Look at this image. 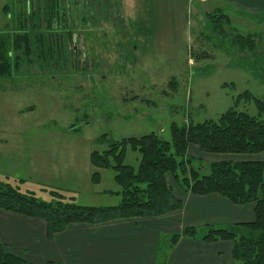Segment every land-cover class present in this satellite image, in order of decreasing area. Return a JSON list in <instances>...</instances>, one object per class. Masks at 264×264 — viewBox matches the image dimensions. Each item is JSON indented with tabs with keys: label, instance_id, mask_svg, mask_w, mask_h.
<instances>
[{
	"label": "rangeland",
	"instance_id": "1",
	"mask_svg": "<svg viewBox=\"0 0 264 264\" xmlns=\"http://www.w3.org/2000/svg\"><path fill=\"white\" fill-rule=\"evenodd\" d=\"M44 1L0 0V36L13 37L23 23L31 39L29 54L11 51V72L0 76V182L40 202L55 191L79 206H117L113 170L91 182L93 152L152 133L170 142L172 124L216 122L229 110L257 116L253 100L264 103V13L222 0H148L137 8L133 0H57L47 28ZM215 10L228 19L226 36L208 22ZM232 33L253 36L255 50L240 52ZM189 157L200 176L214 162L264 163V154L199 158L192 149ZM139 161L126 151L125 165L137 169ZM172 236L161 239V253Z\"/></svg>",
	"mask_w": 264,
	"mask_h": 264
},
{
	"label": "trees",
	"instance_id": "2",
	"mask_svg": "<svg viewBox=\"0 0 264 264\" xmlns=\"http://www.w3.org/2000/svg\"><path fill=\"white\" fill-rule=\"evenodd\" d=\"M57 0L44 1V23L51 27L56 16ZM38 4V2H37ZM39 6V5H38ZM7 7L4 9L6 10ZM40 10V7H39ZM208 16L213 31L226 36L224 26L228 19L221 10ZM40 15V13H39ZM219 15L218 17H216ZM26 24L17 23L16 33L0 36V76L9 75L11 51L27 56L30 49ZM32 28V27H31ZM20 34H19V33ZM232 45L240 52H253V36L232 33ZM30 39V40H29ZM34 44V42H33ZM254 63L257 61L254 59ZM247 69H254L247 61ZM14 68L17 66L13 65ZM264 79V70L258 73ZM169 86H176L172 79ZM243 99H250L248 93ZM240 97L237 99L239 101ZM257 116H249L234 110L222 114L216 122L170 126L171 141L166 142L155 134L141 138L122 139L112 142L106 151L93 152L90 165L96 170L91 182L99 184V170H113L114 181L120 188V203L114 207L94 208L79 206L72 198L60 192L51 191L52 200L40 202L33 193L21 192L17 187L0 182V210L25 218L38 219L45 223L47 239L66 230L73 224L99 225L115 220L134 218H158L178 211L181 201L172 194L168 176L173 184L184 193L204 197L218 195L234 206L254 205V221L226 228L206 229L199 237L195 229H186L170 238L174 246L181 238L206 243L218 241L233 242V264H264V163L263 162H218L209 167V174L200 176L192 167L188 147L194 146L209 155H260L264 154V103L253 100ZM106 137L99 141L104 143ZM138 153L140 161L137 169L124 164L126 151ZM161 251V250H160ZM158 251L156 264H163L165 253ZM0 264H31L4 249L0 244ZM51 264V263H48Z\"/></svg>",
	"mask_w": 264,
	"mask_h": 264
},
{
	"label": "crops",
	"instance_id": "3",
	"mask_svg": "<svg viewBox=\"0 0 264 264\" xmlns=\"http://www.w3.org/2000/svg\"><path fill=\"white\" fill-rule=\"evenodd\" d=\"M140 1L145 7L148 0H133L132 6L137 8L135 4ZM222 2L229 8L264 13V0ZM192 149L199 158L206 155L189 146L188 156ZM172 194L181 201V208L168 215L99 225L73 224L51 240L47 239L43 221L0 210V244L12 255L31 264H156L161 239L170 234L254 221L252 204L234 206L218 195L198 197L181 190H173ZM167 247L164 264H233V242L206 243L200 239L181 238L174 246Z\"/></svg>",
	"mask_w": 264,
	"mask_h": 264
}]
</instances>
